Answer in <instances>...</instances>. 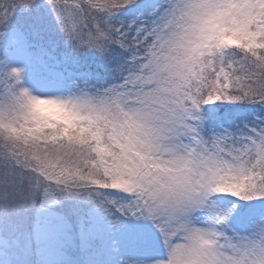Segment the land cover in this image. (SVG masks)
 <instances>
[{"label": "snow or ice", "instance_id": "snow-or-ice-1", "mask_svg": "<svg viewBox=\"0 0 264 264\" xmlns=\"http://www.w3.org/2000/svg\"><path fill=\"white\" fill-rule=\"evenodd\" d=\"M43 4L73 51L97 53L108 75L68 97L0 81L12 125L37 97L75 121L47 144L0 130V226L87 193L134 221V246L167 250L123 264H264V0ZM43 4L0 0V28Z\"/></svg>", "mask_w": 264, "mask_h": 264}, {"label": "rangeland", "instance_id": "rangeland-1", "mask_svg": "<svg viewBox=\"0 0 264 264\" xmlns=\"http://www.w3.org/2000/svg\"><path fill=\"white\" fill-rule=\"evenodd\" d=\"M38 9L40 10L38 12L41 13L33 17L37 26L60 34L61 31L47 5H43ZM18 17L14 16L6 29L0 32V81L13 80L12 83L15 85L17 93L22 89H29L37 96L68 97L79 94L86 84L98 79L85 74L84 78L81 77L78 81L75 79L76 83L66 86L64 81L72 71H69L66 66L58 67L61 60L57 57L48 62L43 58L45 57L44 53L40 58V64L42 68L46 67V73L42 69L36 68V66L31 68L29 66L30 52L27 49V43L24 41ZM28 21V19L24 20V22ZM30 58L32 60V57ZM36 64L39 66L38 62ZM13 68L22 70V84H18L11 77L10 74ZM0 106H2L0 107V112H2L3 109L13 106V101L7 95L0 96ZM61 122L64 124L63 127L60 125ZM74 122V119L71 121L57 120L55 122L34 121L29 118L28 114L23 123L17 121L15 125H12L0 114V130L29 141L30 139L42 137V133L47 129L53 130L52 135L61 132L67 133L71 130ZM9 125L17 129L24 127L25 131L14 132L8 127ZM39 140L50 141L43 137ZM2 142L0 141V143ZM85 197L87 199L91 198L93 201V198L88 194ZM68 198L73 200L74 197L65 195L56 204L40 205L36 210L35 217L37 219L31 234L20 232L12 223H10L13 226L12 229L0 226V258L2 259L0 264H7L11 256L8 257L7 253L10 243L1 234V230L3 232L11 230L9 233L14 236L17 235V241L20 244L24 242L29 248H32L36 243L39 256L46 264H67L69 259L76 261L75 264H102V261L103 264H108L106 261H112V264H123L127 259L144 260L145 255L150 253L152 256L155 254L157 259L163 258L159 254V251H167L163 246H134L130 243L127 233L129 226L134 221L113 216L119 212L115 209L105 211L97 205L90 206L88 216L79 218V225H73L70 216L62 211L67 205ZM116 218H119L123 223L113 224L112 220ZM98 239H100V242L97 241ZM69 264L72 263L69 262Z\"/></svg>", "mask_w": 264, "mask_h": 264}, {"label": "clouds", "instance_id": "clouds-1", "mask_svg": "<svg viewBox=\"0 0 264 264\" xmlns=\"http://www.w3.org/2000/svg\"><path fill=\"white\" fill-rule=\"evenodd\" d=\"M47 109L46 111L42 109ZM29 118L34 121L55 122L57 120L71 121L74 119L71 112L62 104L41 97L29 101ZM14 132L25 131L24 127L19 129L8 126Z\"/></svg>", "mask_w": 264, "mask_h": 264}, {"label": "trees", "instance_id": "trees-1", "mask_svg": "<svg viewBox=\"0 0 264 264\" xmlns=\"http://www.w3.org/2000/svg\"><path fill=\"white\" fill-rule=\"evenodd\" d=\"M43 1V0H42ZM71 2H74V0H70ZM20 11H21V9H19ZM23 10V9H22ZM15 15H17L18 16V14L17 13H15ZM60 49L61 50H69V51H71L74 55H77V57H78V60L80 61V62H82V63H84L83 62V60H89V59H91V57H92V55H94L95 54V52H89V53H87V54H81V55H78V54H76L74 51H73V49H72V46L71 45H67V44H65V43H63L62 41H60ZM248 107L250 108V107H252L251 105H248ZM32 142V141H31ZM39 143V142H38ZM51 143V142H50ZM40 144H47V143H40Z\"/></svg>", "mask_w": 264, "mask_h": 264}, {"label": "bare ground", "instance_id": "bare-ground-1", "mask_svg": "<svg viewBox=\"0 0 264 264\" xmlns=\"http://www.w3.org/2000/svg\"><path fill=\"white\" fill-rule=\"evenodd\" d=\"M154 259H157V256L156 255H153V256H145L144 257V261H149V260H154Z\"/></svg>", "mask_w": 264, "mask_h": 264}]
</instances>
